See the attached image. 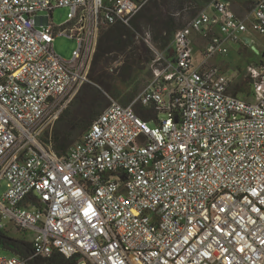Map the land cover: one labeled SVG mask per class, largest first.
<instances>
[{
    "label": "built area",
    "instance_id": "1",
    "mask_svg": "<svg viewBox=\"0 0 264 264\" xmlns=\"http://www.w3.org/2000/svg\"><path fill=\"white\" fill-rule=\"evenodd\" d=\"M146 2L0 0V229L31 231L33 248L0 264H264V62L247 67L251 97L210 63L264 34V0L210 1L130 103L111 98L65 154L54 148L102 30L131 27ZM58 7L69 8L62 27ZM57 35L76 39L71 59Z\"/></svg>",
    "mask_w": 264,
    "mask_h": 264
},
{
    "label": "rangeland",
    "instance_id": "2",
    "mask_svg": "<svg viewBox=\"0 0 264 264\" xmlns=\"http://www.w3.org/2000/svg\"><path fill=\"white\" fill-rule=\"evenodd\" d=\"M233 2L236 12L243 13V8L235 1ZM194 6H197L195 1L190 0L184 9L177 13L181 21L187 22L195 15L197 7ZM68 14L67 7L54 9L52 23L62 27L69 20ZM167 15V6L161 0H147L143 16L150 18V23L143 20L140 26L128 27L127 35L123 37L124 41L117 39L109 45L110 49L102 52L99 46L107 29L104 30L96 50L99 57L96 60L95 53L90 68L91 81L82 87L56 123L52 133L54 143L66 142L70 146L80 140L89 127V123L111 103V98L123 104L130 103L153 79L155 69L165 66L164 57L169 55L170 43L163 44L162 41L157 43L153 40V35L156 33L157 26L163 28L168 25ZM162 35H165L164 30ZM249 37L253 39L251 43L248 40L228 42L226 45L228 52L216 54V57L210 60L211 64L220 65L222 70L230 76L231 90L240 97H251V83L246 76L248 65L264 62V34L252 32ZM76 47V39L67 35H57L54 38L56 52L66 60L72 58ZM194 49L196 62H202L203 55L199 41L194 42ZM137 108L140 109V105H137ZM160 116L164 117L163 114ZM151 124H154V121H151ZM6 187L7 181L3 180L0 184V196L5 192ZM2 221L6 225L3 230L10 232V236L23 238L22 234H26L30 238L32 235L31 231H18L9 221ZM0 253L13 252L9 248L1 247Z\"/></svg>",
    "mask_w": 264,
    "mask_h": 264
},
{
    "label": "trees",
    "instance_id": "3",
    "mask_svg": "<svg viewBox=\"0 0 264 264\" xmlns=\"http://www.w3.org/2000/svg\"><path fill=\"white\" fill-rule=\"evenodd\" d=\"M164 5L167 6L168 10V15H167V24L163 26V28L156 27V33L153 35V40L157 43L160 41L163 42V44H168L170 43V46L173 41V37L175 32L184 27L188 21L192 18H190L187 22L181 21L180 16L177 15V13L185 8V5L190 1V0H161ZM197 6V11L195 14L202 9L204 6H206L210 1L212 0H194ZM144 15V8L142 11L137 14L133 21L132 25L134 26H140V23L143 22V20L146 23H150V18ZM181 15V14H180ZM194 16V15H193ZM129 26L121 23L114 24L112 26H109L107 28L106 34L104 36V39H102L100 46L98 42V46L100 51L105 52L106 50L110 49L111 43H114L117 39L124 41L123 37L127 35L126 30L128 29ZM103 29L102 33L104 32ZM163 30L165 31V35H162ZM100 40V38H99ZM109 46V47H108ZM124 46V45H123ZM99 57L98 52L96 53V60ZM85 86V85H84ZM83 86V87H84ZM127 104V103H125ZM137 110L145 117H147L146 111L143 109V107H140V109L137 108ZM93 121V120H92ZM91 121V123H92ZM89 123V126L91 125ZM88 129V128H87ZM71 146V145H70ZM69 145L66 144V142H59L56 141L54 143V148L55 150L60 154L63 155L67 152L68 148L70 147ZM19 231V230H18ZM23 238H15L13 236H10V232L7 230H1L0 229V248H9L12 250L13 253H7V254H16L19 256H22L24 258H28L33 254V248L32 244L30 241V238L26 236V234H22ZM52 260L44 259L41 257H34L29 260V264H51Z\"/></svg>",
    "mask_w": 264,
    "mask_h": 264
}]
</instances>
